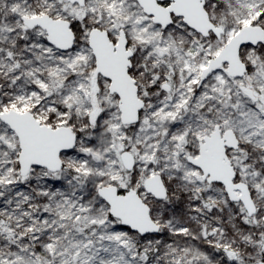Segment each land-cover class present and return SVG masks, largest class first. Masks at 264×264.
Masks as SVG:
<instances>
[{
    "label": "snow or ice",
    "instance_id": "snow-or-ice-1",
    "mask_svg": "<svg viewBox=\"0 0 264 264\" xmlns=\"http://www.w3.org/2000/svg\"><path fill=\"white\" fill-rule=\"evenodd\" d=\"M0 264H264V0H0Z\"/></svg>",
    "mask_w": 264,
    "mask_h": 264
}]
</instances>
